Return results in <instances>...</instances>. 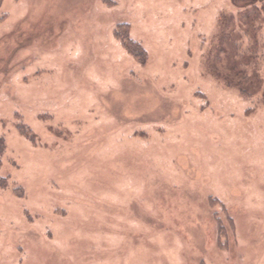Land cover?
Returning <instances> with one entry per match:
<instances>
[{
	"label": "rangeland",
	"instance_id": "rangeland-1",
	"mask_svg": "<svg viewBox=\"0 0 264 264\" xmlns=\"http://www.w3.org/2000/svg\"><path fill=\"white\" fill-rule=\"evenodd\" d=\"M250 9L0 0V264H264Z\"/></svg>",
	"mask_w": 264,
	"mask_h": 264
},
{
	"label": "trees",
	"instance_id": "trees-1",
	"mask_svg": "<svg viewBox=\"0 0 264 264\" xmlns=\"http://www.w3.org/2000/svg\"><path fill=\"white\" fill-rule=\"evenodd\" d=\"M233 2H234V5H236L237 7L241 8V9L251 8L250 11H248L247 17L251 16L250 21H251L252 26H254V24H253L255 22L254 20L258 19V18L261 19L260 24L264 23V19H263L264 18V0H233ZM250 13H252L253 15H251ZM227 25H230V23ZM261 26H263V25H260L258 29H260ZM116 31H117L116 32L117 38L120 39V41L122 42L123 46L128 51V53L130 55H132L140 63H146L147 58H148L146 50L140 44H138L137 42L132 40L126 31H124L120 28H118ZM231 32L229 34H227L225 32L223 37L225 39L227 38L228 40H230L233 44L234 43L236 44L234 36ZM255 34H256V32H255ZM253 38L255 39L254 44L256 46L257 36L254 35ZM229 67L231 68L232 72L242 75L243 70H241V68H239L233 62L230 63ZM245 80H246V78H245ZM240 85L241 84H239L238 86H240ZM239 88L241 89V92L243 95L250 94L248 91L249 90L248 88L241 87V86Z\"/></svg>",
	"mask_w": 264,
	"mask_h": 264
}]
</instances>
